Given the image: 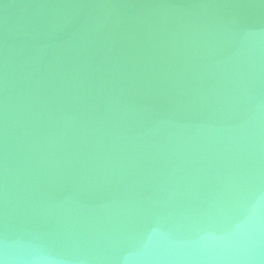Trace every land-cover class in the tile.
Returning <instances> with one entry per match:
<instances>
[{
	"label": "water",
	"instance_id": "water-1",
	"mask_svg": "<svg viewBox=\"0 0 264 264\" xmlns=\"http://www.w3.org/2000/svg\"><path fill=\"white\" fill-rule=\"evenodd\" d=\"M0 264H264V0H0Z\"/></svg>",
	"mask_w": 264,
	"mask_h": 264
}]
</instances>
